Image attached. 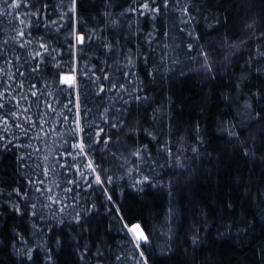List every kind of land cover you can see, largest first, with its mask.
Returning <instances> with one entry per match:
<instances>
[{
	"label": "trees",
	"instance_id": "16d2710c",
	"mask_svg": "<svg viewBox=\"0 0 264 264\" xmlns=\"http://www.w3.org/2000/svg\"><path fill=\"white\" fill-rule=\"evenodd\" d=\"M0 105V264H264V0H0Z\"/></svg>",
	"mask_w": 264,
	"mask_h": 264
},
{
	"label": "snow or ice",
	"instance_id": "6c2138e0",
	"mask_svg": "<svg viewBox=\"0 0 264 264\" xmlns=\"http://www.w3.org/2000/svg\"><path fill=\"white\" fill-rule=\"evenodd\" d=\"M79 41H83V37H78ZM64 83L68 84L69 86H72L75 83V78L73 76H65L64 77ZM2 106V105H0ZM81 148V151H83L85 145L83 143L78 145ZM89 167H91V163H89ZM93 171H95V169L93 168ZM96 180L100 181V177L96 176ZM139 229V226L137 225L135 228H129V231L133 233L134 238L137 241L140 240H144L145 242L147 241V237L143 235L142 231L139 232V234H137V230ZM137 247H139V243H137Z\"/></svg>",
	"mask_w": 264,
	"mask_h": 264
},
{
	"label": "water",
	"instance_id": "95a60500",
	"mask_svg": "<svg viewBox=\"0 0 264 264\" xmlns=\"http://www.w3.org/2000/svg\"><path fill=\"white\" fill-rule=\"evenodd\" d=\"M82 35H80L79 37H81ZM80 43H81V41H79ZM138 224H133L130 228H135L136 226H137ZM139 226V229L137 230V234H139V232H141L142 231V233H143V235L144 236H146V233H145V231L143 230V228L140 226V225H138ZM132 233V232H131ZM132 235H133V233H132ZM134 236V235H133ZM147 237V236H146ZM137 241V240H136ZM138 243H140V244H142V243H145V241L144 240H140V241H137Z\"/></svg>",
	"mask_w": 264,
	"mask_h": 264
},
{
	"label": "bare ground",
	"instance_id": "6f19581e",
	"mask_svg": "<svg viewBox=\"0 0 264 264\" xmlns=\"http://www.w3.org/2000/svg\"><path fill=\"white\" fill-rule=\"evenodd\" d=\"M68 75H70L71 76V74H65V75H63V78L65 77V76H68ZM64 80V79H63Z\"/></svg>",
	"mask_w": 264,
	"mask_h": 264
},
{
	"label": "rangeland",
	"instance_id": "374dc122",
	"mask_svg": "<svg viewBox=\"0 0 264 264\" xmlns=\"http://www.w3.org/2000/svg\"><path fill=\"white\" fill-rule=\"evenodd\" d=\"M68 76H70V75H68ZM71 76H73V75H71ZM74 77V76H73ZM62 79H64L63 77H62ZM64 81V80H63ZM134 237V236H133Z\"/></svg>",
	"mask_w": 264,
	"mask_h": 264
}]
</instances>
